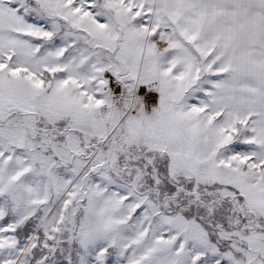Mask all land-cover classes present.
Returning <instances> with one entry per match:
<instances>
[{
	"label": "snow or ice",
	"instance_id": "1",
	"mask_svg": "<svg viewBox=\"0 0 264 264\" xmlns=\"http://www.w3.org/2000/svg\"><path fill=\"white\" fill-rule=\"evenodd\" d=\"M0 264H264V0H0Z\"/></svg>",
	"mask_w": 264,
	"mask_h": 264
}]
</instances>
